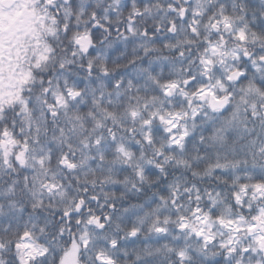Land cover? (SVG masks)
Segmentation results:
<instances>
[{"label": "snow or ice", "instance_id": "obj_1", "mask_svg": "<svg viewBox=\"0 0 264 264\" xmlns=\"http://www.w3.org/2000/svg\"><path fill=\"white\" fill-rule=\"evenodd\" d=\"M0 264H264V0H0Z\"/></svg>", "mask_w": 264, "mask_h": 264}, {"label": "trees", "instance_id": "obj_2", "mask_svg": "<svg viewBox=\"0 0 264 264\" xmlns=\"http://www.w3.org/2000/svg\"><path fill=\"white\" fill-rule=\"evenodd\" d=\"M121 31H123V29H121Z\"/></svg>", "mask_w": 264, "mask_h": 264}]
</instances>
